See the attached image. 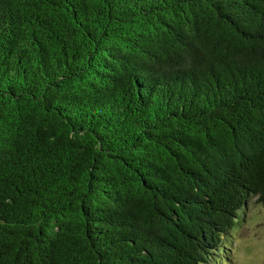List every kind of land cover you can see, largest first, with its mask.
I'll list each match as a JSON object with an SVG mask.
<instances>
[{"label": "trees", "instance_id": "trees-1", "mask_svg": "<svg viewBox=\"0 0 264 264\" xmlns=\"http://www.w3.org/2000/svg\"><path fill=\"white\" fill-rule=\"evenodd\" d=\"M264 207V0H0V264H226Z\"/></svg>", "mask_w": 264, "mask_h": 264}, {"label": "rangeland", "instance_id": "rangeland-1", "mask_svg": "<svg viewBox=\"0 0 264 264\" xmlns=\"http://www.w3.org/2000/svg\"><path fill=\"white\" fill-rule=\"evenodd\" d=\"M230 230L226 264H264V207L254 200Z\"/></svg>", "mask_w": 264, "mask_h": 264}]
</instances>
